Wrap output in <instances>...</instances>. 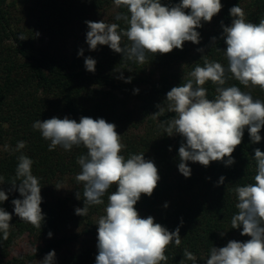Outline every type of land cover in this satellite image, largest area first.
I'll use <instances>...</instances> for the list:
<instances>
[{
  "label": "trees",
  "instance_id": "1",
  "mask_svg": "<svg viewBox=\"0 0 264 264\" xmlns=\"http://www.w3.org/2000/svg\"><path fill=\"white\" fill-rule=\"evenodd\" d=\"M22 2V15L30 19L27 27L20 26L13 12L15 3L0 0V177L4 178L0 189L8 194V200L0 203V207L12 213L7 240L0 233V264H25L26 258L36 264L38 254L34 257L13 256L16 240L25 234L33 240L43 241L39 246L41 252L47 254L55 250V264H95L97 248L89 242L83 241L80 248L69 250L80 235H71L69 231L74 225H85L84 232L95 236L97 221L105 214L107 194L103 197L105 203L89 206L86 216L75 214L76 208L84 206L83 184L76 180V175L80 172L77 158L86 154V149L81 146L65 151L58 146L49 151L50 142L44 140L32 124L52 117L63 119L67 116L77 122L82 116L103 118L114 123L116 131L122 135L125 148L121 154L125 158L130 154L144 153L145 159L155 163L160 176L158 186L152 196L142 195L135 207L142 217L153 216L156 223L169 231L179 226L181 243L168 246L166 264H180L181 260L184 264H192L183 256L185 249L197 257V264H204L212 247L226 246L229 240L249 239L240 234L242 228L232 229L231 226L233 215L238 213L235 188L255 182L254 150L259 148L264 152V128L260 132L262 139L256 144L251 142L245 129L242 143L233 153L235 162L231 166L211 162L205 167L189 161L191 176L185 178L178 171L182 137H170L160 127V122L170 119L174 113L165 111L157 119L151 114L159 110L157 104L166 103V94L172 87L190 78L188 73L196 64L203 66V55L227 68L221 22L231 24L229 9L238 4L244 9L247 21L259 23L264 19V0H221L223 8L212 19L211 28H207L208 23H203L197 29L201 37L199 44L185 42L182 50L174 49L169 54L155 56L149 54L144 64L123 58L121 53L114 52L107 45L89 50L85 21H101L115 5L114 0ZM161 2L171 5L179 0ZM118 12L127 14V9L123 6L116 8V13L104 21L117 23L118 30L126 29L123 20L115 19ZM39 31L50 35L53 45L39 47L36 41ZM21 35L24 40L19 39ZM212 37L217 38L214 45ZM128 44L124 37L122 47ZM199 48L204 52L197 51ZM80 49H83V56H78ZM89 56L97 62L95 72L85 68L84 59ZM121 75L124 79L120 78ZM128 77H131L130 83L125 82ZM232 85L250 92L254 99L264 101V91L259 87L245 88L234 78H229L225 87ZM204 87L208 89V98H214L215 85L207 82ZM134 89L139 92L134 94ZM129 102L134 106L131 110ZM140 130L143 132L138 133ZM21 140L26 142V147L17 151V142ZM21 154L33 161L32 174L38 178L41 187V208L45 214L41 229L21 221L14 213L12 200L22 197L18 191L9 189L12 188L10 182L15 179L17 157ZM221 176L225 177L224 184L217 186ZM69 184H73L74 191L63 195L65 185ZM57 185L62 189H57ZM114 190L115 185L109 193ZM77 192L80 199H77ZM61 249L68 251L61 255Z\"/></svg>",
  "mask_w": 264,
  "mask_h": 264
},
{
  "label": "clouds",
  "instance_id": "2",
  "mask_svg": "<svg viewBox=\"0 0 264 264\" xmlns=\"http://www.w3.org/2000/svg\"><path fill=\"white\" fill-rule=\"evenodd\" d=\"M117 8L127 9V14L117 13L115 19L123 20L126 29H119L117 23L104 20L85 21L88 31L86 43L89 50L107 45L123 58L139 64L147 62L148 55L169 54L174 49H183L185 42L200 43L197 29L209 23L223 8L221 0H179L166 5L161 0H114ZM232 17L230 25L221 22L226 48L227 68L220 62L208 60L203 55V66L196 64L188 73L185 83L174 86L167 92L159 109L151 114L157 119L165 111L174 113L160 122L166 135H179L182 142L178 149V171L185 177L191 176L189 161L209 166L211 162H223L231 166L235 160L233 153L242 143L247 129L252 143L262 139L264 128V101L254 99L250 92L242 91L236 85L225 87L229 78H234L245 88L259 87L264 91V19L259 23L246 20L244 9L238 4L229 9ZM36 35H39L37 33ZM126 37L128 45L122 47ZM20 40L25 37L21 35ZM212 37V44L216 43ZM197 51L203 53L204 49ZM78 56H83L80 49ZM96 60L84 59L85 68L95 72ZM230 74V76L228 75ZM121 79H124L121 75ZM131 82V77L125 79ZM207 82L215 85L214 98H208ZM139 89H134L137 94ZM42 138L49 141L48 150L58 146L65 151L83 146L86 154L78 156L80 172L76 180L83 184L82 208L75 214L86 216L89 206L102 205L107 194L104 215L97 221V255L95 264H166L168 246L181 243L179 226L169 231L156 223L153 216L142 217L135 205L142 195L152 196L160 180L158 168L144 153L122 155L125 145L116 125L103 118L93 119L82 116L79 122L65 116L37 120L32 124ZM26 147L25 141H18L16 150ZM171 150V148L169 149ZM256 174L254 183L237 186L238 213L231 219L232 229H241V235L249 237L245 241L229 240L226 246L212 247L204 264H264V152L254 150ZM15 179L9 191H18L22 199H13L14 213L21 221L41 229L45 220L42 211V196L39 180L32 174L33 161L26 155L17 157ZM221 176L217 186L224 184ZM0 177V185L4 182ZM115 185V190L109 189ZM57 189H62L59 185ZM79 193H76L77 199ZM8 200V194L0 189V203ZM164 207H168L165 203ZM12 213L0 207V233L7 240L11 227ZM183 221L181 220V225ZM221 235H224L221 232ZM52 237V233H48ZM36 252V249H35ZM183 256L192 264L197 257L187 249ZM55 250L49 251L39 264H55ZM184 264V260L180 261Z\"/></svg>",
  "mask_w": 264,
  "mask_h": 264
},
{
  "label": "rangeland",
  "instance_id": "3",
  "mask_svg": "<svg viewBox=\"0 0 264 264\" xmlns=\"http://www.w3.org/2000/svg\"><path fill=\"white\" fill-rule=\"evenodd\" d=\"M9 3H15V7H13V12L16 14L18 22L20 24V26H26L28 25V22L30 21V19L25 16L22 15L23 13V2L22 0H9ZM116 6H112L109 8V10L104 14L102 20H109L110 17L116 13ZM213 21V20H212ZM209 22L207 27L208 29L211 28V26L213 25V22ZM34 31H36L34 29ZM39 35L36 36V41H37V45L39 47H50L51 45H53V40L51 39V36L48 35L46 32H38ZM128 108L129 110H131L132 108H134L133 103L129 102L128 103ZM144 127V126H143ZM142 127V128H143ZM138 133H142L143 130L137 131ZM65 191L63 192V195H69L72 194V192L74 191L73 189V184H69V185H65ZM87 228L85 227V225H83L82 227H79L74 225L70 228L69 234H74V233H79V238L76 241H73L71 244L72 246L69 248V250H74L76 248H80L82 246L81 242H89L91 246L96 247L97 244V233L95 236H91L89 234H86L84 232V229ZM40 241L37 240H33L31 238V236L29 234H25L22 237H20L19 239L16 240V245L14 248V252H13V256L16 257H20V256H29V257H34L35 254H38V259L36 260V264H39V261L42 260L44 258V256L46 255L45 253L41 252L39 250V246H41L43 243V241L41 239H39ZM93 240V241H91ZM36 249V252H35ZM68 250L67 249H61V255L65 254ZM49 252V251H48ZM32 261L29 260V258H26L24 260L25 264H31Z\"/></svg>",
  "mask_w": 264,
  "mask_h": 264
}]
</instances>
